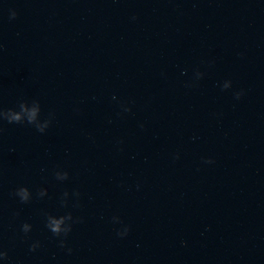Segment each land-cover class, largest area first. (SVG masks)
Instances as JSON below:
<instances>
[{
  "label": "water",
  "instance_id": "1",
  "mask_svg": "<svg viewBox=\"0 0 264 264\" xmlns=\"http://www.w3.org/2000/svg\"><path fill=\"white\" fill-rule=\"evenodd\" d=\"M32 100L44 133L0 121V264H264V0H0V108Z\"/></svg>",
  "mask_w": 264,
  "mask_h": 264
},
{
  "label": "clouds",
  "instance_id": "2",
  "mask_svg": "<svg viewBox=\"0 0 264 264\" xmlns=\"http://www.w3.org/2000/svg\"><path fill=\"white\" fill-rule=\"evenodd\" d=\"M17 13L15 11H10L9 19H15ZM135 19V17H133ZM184 73H182L183 75ZM203 76V73L196 71L194 74V79L199 80ZM188 87L193 86L192 84L186 85ZM222 90L229 89L231 87V81L225 80L222 84ZM243 95V91H237L234 93L235 99L239 100L240 97ZM114 100L116 99L115 96L112 97ZM121 108L123 112H130V107H127L124 104H121ZM40 104L38 100H32L29 104L27 101H21L18 104V110L15 109H2L0 108V121H7L9 124H28L33 126L38 132L44 133L45 130L49 127L52 119L53 114L49 113V117L47 119L41 120L40 119ZM141 128H143V125H140ZM2 131V129H0ZM178 154L174 157V159H178ZM204 163L211 164L213 161L211 159H205ZM55 179L57 181H65L68 179V172L63 170H56L53 173ZM11 196L16 197L19 199V202L29 203L32 199V193L29 191L27 187L20 186L15 189L14 192L10 193ZM37 197L43 198L47 195V189L40 188L37 193ZM72 197L76 198L75 202L73 203L72 207L79 208V197L80 193L78 191L72 192ZM60 206L62 208H67L69 203V193L67 191H64L61 194L60 200H59ZM18 215V213L16 214ZM42 215L44 216V227L51 232L53 237L58 238V246L62 249L66 248V238L68 237L69 233L72 231L73 224L76 223H82L83 220L81 217H73L72 212L68 211L65 212L63 215L55 216L48 212H42ZM112 221L114 223H121L118 216H113ZM20 230L22 233H24L25 236L32 230V225L25 222L22 223L20 226ZM129 232V226L123 225L121 229L117 230V236L120 238L125 237ZM40 247L39 241H33L29 245V251H35L37 248ZM66 251L68 254H71L72 249L66 248ZM7 252L3 249H0V260H6L7 259Z\"/></svg>",
  "mask_w": 264,
  "mask_h": 264
}]
</instances>
